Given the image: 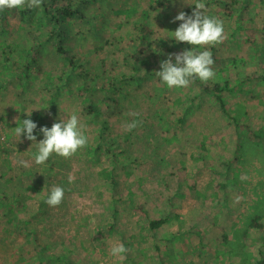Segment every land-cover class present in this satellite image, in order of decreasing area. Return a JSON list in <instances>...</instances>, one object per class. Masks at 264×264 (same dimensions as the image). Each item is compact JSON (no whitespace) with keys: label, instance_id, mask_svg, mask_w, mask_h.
Wrapping results in <instances>:
<instances>
[{"label":"rangeland","instance_id":"obj_1","mask_svg":"<svg viewBox=\"0 0 264 264\" xmlns=\"http://www.w3.org/2000/svg\"><path fill=\"white\" fill-rule=\"evenodd\" d=\"M73 2L84 17L63 30L75 72L40 14L0 25V264H264V232L249 225L264 224V0H202L226 39L207 49L215 78L185 89L156 72L192 50L172 38L173 21L197 0ZM30 49L39 56L25 72ZM74 113L87 147L37 165L15 127L32 119L38 143L41 127ZM54 185L65 196L50 207ZM120 243L123 260L110 254Z\"/></svg>","mask_w":264,"mask_h":264},{"label":"clouds","instance_id":"obj_2","mask_svg":"<svg viewBox=\"0 0 264 264\" xmlns=\"http://www.w3.org/2000/svg\"><path fill=\"white\" fill-rule=\"evenodd\" d=\"M43 3L44 0H0V12L13 9L35 10L42 7ZM194 5L191 15L181 11L174 18L173 22L181 21V23L172 32V38L177 43L186 42L192 46V50L170 54L167 60L161 62L162 70L156 72L168 89L188 88L197 79L207 84L216 76L213 67L215 61L212 52L207 49L219 46L225 41L224 22L219 17L207 15V5L202 0H197ZM196 48L205 50L195 51ZM31 114L28 116L31 117ZM137 126V121L126 125L129 131ZM85 127L74 113L70 118L54 123L51 128L41 127L39 131L44 138L37 143V137L34 135L37 124L29 118L24 119L21 126L15 127V135L19 138L24 136L35 143L38 148L37 154L34 155L35 163L46 165L53 155L70 159L78 151L85 149L89 143V138L85 135ZM68 180L72 183L73 177L69 175ZM64 196V189L54 185L46 203L50 207H57L63 202ZM128 251L129 249L120 243L111 247L110 254L114 258L123 260Z\"/></svg>","mask_w":264,"mask_h":264},{"label":"trees","instance_id":"obj_3","mask_svg":"<svg viewBox=\"0 0 264 264\" xmlns=\"http://www.w3.org/2000/svg\"><path fill=\"white\" fill-rule=\"evenodd\" d=\"M34 13L40 14L41 20H43L44 22H48L51 25L49 32H48L49 33L48 39L50 38V40L53 41L54 47L57 53L63 59L68 61L69 67H71L72 71L75 72L76 71L75 58L72 56V54L69 52V50L66 47V44H65L66 38H65L63 29H64V26L67 20L76 18V17L83 18L84 15L82 14V12L79 10L78 7L75 6L73 0H44L42 7L37 8L35 10L13 9V10H5L3 12H0V25L5 26L8 20V16L17 15L21 17L22 20H25V18L27 17L31 18ZM39 45L41 46V44ZM24 52L28 56L31 54V58L29 59V62L25 64V66L22 68L23 71L28 72L29 67L35 65L37 56L39 55H38V52L33 49L25 50ZM212 55L215 60L216 55L215 54H212ZM5 56H6V61H7L9 59V56L4 55V59H5ZM80 75H82V77L84 76L83 74H80ZM85 77H89V76L85 75ZM225 84L222 86L220 84H216L213 91H215V93L222 92L223 90L227 88ZM215 98L218 100L222 112L230 116V114L228 113L226 109L223 96L220 94H216ZM89 111L94 116V118L97 119V121L102 123V130H104L106 126L103 125L104 122L102 120H98L100 113L98 111L97 106L94 103H92V101L89 106ZM261 218L262 217L260 215L255 216L254 218L251 219V222L249 225L251 228L255 230L264 232V224L261 222ZM164 222L165 220L163 219L151 220L150 227L152 229L159 228ZM259 254H260V258L262 262L264 263V251L260 250Z\"/></svg>","mask_w":264,"mask_h":264}]
</instances>
